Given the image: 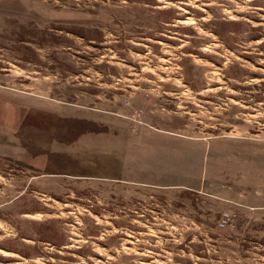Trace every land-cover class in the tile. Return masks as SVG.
Instances as JSON below:
<instances>
[{"label": "rangeland", "instance_id": "1", "mask_svg": "<svg viewBox=\"0 0 264 264\" xmlns=\"http://www.w3.org/2000/svg\"><path fill=\"white\" fill-rule=\"evenodd\" d=\"M0 264H264V0H0Z\"/></svg>", "mask_w": 264, "mask_h": 264}]
</instances>
